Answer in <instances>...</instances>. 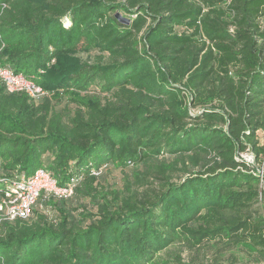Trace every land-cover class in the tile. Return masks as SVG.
<instances>
[{
	"label": "trees",
	"instance_id": "1",
	"mask_svg": "<svg viewBox=\"0 0 264 264\" xmlns=\"http://www.w3.org/2000/svg\"><path fill=\"white\" fill-rule=\"evenodd\" d=\"M0 63L85 108L71 118L0 86V196L3 180L46 169L61 187L82 178L75 194L95 209L76 220L41 198L59 220L4 222L0 264H152L213 241L264 263V186L239 159L264 156V0H0ZM140 164L158 190L98 193L93 171Z\"/></svg>",
	"mask_w": 264,
	"mask_h": 264
},
{
	"label": "rangeland",
	"instance_id": "2",
	"mask_svg": "<svg viewBox=\"0 0 264 264\" xmlns=\"http://www.w3.org/2000/svg\"><path fill=\"white\" fill-rule=\"evenodd\" d=\"M123 18L129 19L123 13H118ZM72 57L79 60L81 63L94 64L98 61V55L96 53L78 52ZM105 58L104 62H108ZM51 102V106L55 111L61 112L68 117H74L75 113L84 111L85 108L81 105L71 102V96L67 95L62 103H56L52 99L50 93L47 94ZM189 100V95H186V101ZM42 103V102H40ZM38 103L37 105H39ZM216 104V103H213ZM204 106H202L203 108ZM187 108L191 111V114H197L201 110V106L195 108L193 105L187 103ZM264 133L258 132L259 142H264ZM239 159L246 161L247 163L255 166L260 175L261 184L264 186V156H261L259 160L253 155L249 149L239 156ZM172 160H168L167 163H171ZM187 175H183L180 172H172L173 182L179 183L185 179ZM137 177L147 182L145 187L139 185ZM96 188L99 194L112 193L117 191L121 196L128 197L130 195L140 194L147 188L158 190L160 188L159 177L147 173V168L143 165H135L134 167H128L121 169L118 165H110L108 169H105L101 175L97 177ZM76 188H82L75 186L73 196L68 199H62L65 202V208L72 213L76 220H82V214L87 212L94 213L95 209L90 205L89 198H82L75 194ZM58 203V201H55ZM36 211L47 218L49 222H56L59 220V214L56 210L49 206H46L43 201L38 203ZM253 211L258 213H264V197L258 204H255ZM37 220L36 215L33 216ZM83 221V220H82ZM152 264H264L260 261L258 255L252 251V249L245 245H234L223 241H213L205 244L201 247H191L187 243H177L169 249L161 252L156 256V259Z\"/></svg>",
	"mask_w": 264,
	"mask_h": 264
},
{
	"label": "built area",
	"instance_id": "3",
	"mask_svg": "<svg viewBox=\"0 0 264 264\" xmlns=\"http://www.w3.org/2000/svg\"><path fill=\"white\" fill-rule=\"evenodd\" d=\"M0 86H3L9 94H25L34 102H39L48 94L31 79L1 63ZM104 169L105 167L93 171L91 175L98 177ZM81 181L82 178H78L72 180L67 186L61 187L46 169H39L30 177L22 176L3 180L4 187L0 196V226L4 222L12 223L30 218L41 198L45 200L71 198L75 186H78Z\"/></svg>",
	"mask_w": 264,
	"mask_h": 264
},
{
	"label": "water",
	"instance_id": "4",
	"mask_svg": "<svg viewBox=\"0 0 264 264\" xmlns=\"http://www.w3.org/2000/svg\"><path fill=\"white\" fill-rule=\"evenodd\" d=\"M116 18L123 24H129L130 23V20L129 19H126V18H123L120 14H116Z\"/></svg>",
	"mask_w": 264,
	"mask_h": 264
}]
</instances>
